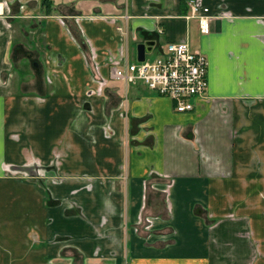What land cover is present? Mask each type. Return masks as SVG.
Listing matches in <instances>:
<instances>
[{"label": "crops", "instance_id": "obj_1", "mask_svg": "<svg viewBox=\"0 0 264 264\" xmlns=\"http://www.w3.org/2000/svg\"><path fill=\"white\" fill-rule=\"evenodd\" d=\"M67 7L0 0V264H264V0ZM149 40L207 55L194 109L111 76Z\"/></svg>", "mask_w": 264, "mask_h": 264}, {"label": "built area", "instance_id": "obj_2", "mask_svg": "<svg viewBox=\"0 0 264 264\" xmlns=\"http://www.w3.org/2000/svg\"><path fill=\"white\" fill-rule=\"evenodd\" d=\"M190 6V16L197 17L201 32L209 34L211 16L202 13L195 1H191ZM118 29L126 33L122 26ZM156 51L153 57L146 53L144 60L133 61L127 52H123L121 60L111 65V76L126 86L143 82L153 92L173 100L179 112L194 109V99L204 95L209 88L207 55L194 49L188 41H168ZM99 80L102 82L103 78Z\"/></svg>", "mask_w": 264, "mask_h": 264}, {"label": "rangeland", "instance_id": "obj_3", "mask_svg": "<svg viewBox=\"0 0 264 264\" xmlns=\"http://www.w3.org/2000/svg\"><path fill=\"white\" fill-rule=\"evenodd\" d=\"M53 2H54V8H53L54 10H56L58 12L61 11V12L69 14V13H71V11L69 10V8L67 6L75 7L76 9H79L82 6L83 7H90V5L92 6L93 3H97V0H53ZM55 3H57V4L55 5ZM55 6H56V8H55ZM18 24H20V23H18ZM31 31H34V30H31ZM33 33L34 32H32L31 34L33 35ZM30 38H32V37H28L27 40L29 41ZM156 52H157L156 50L155 51L153 50V51L147 52V55L149 57H153L156 54ZM15 65L17 66V69H19L15 73V76L17 75L16 77H18V76L20 77V75L30 76V74H28V73L25 74L26 70L24 72L25 67L31 68L30 64H15ZM161 201L164 204H166V203L168 204V201L166 202L165 197H162ZM155 221H156L155 217H152V219H149V220L147 218L146 223L144 225L148 224L149 222L154 223ZM151 227H152V225L149 227L148 231H150Z\"/></svg>", "mask_w": 264, "mask_h": 264}, {"label": "water", "instance_id": "obj_4", "mask_svg": "<svg viewBox=\"0 0 264 264\" xmlns=\"http://www.w3.org/2000/svg\"><path fill=\"white\" fill-rule=\"evenodd\" d=\"M155 41L149 40L143 43H140L137 47V56L139 60H144L147 51H151Z\"/></svg>", "mask_w": 264, "mask_h": 264}, {"label": "trees", "instance_id": "obj_5", "mask_svg": "<svg viewBox=\"0 0 264 264\" xmlns=\"http://www.w3.org/2000/svg\"><path fill=\"white\" fill-rule=\"evenodd\" d=\"M41 5L42 7L44 8L45 12L47 14H51L53 12V8H54V2L53 0H41ZM74 27H76L77 31H78V28L76 26V24L74 23ZM82 45L85 49L88 48V45H87V42L83 39L82 41Z\"/></svg>", "mask_w": 264, "mask_h": 264}]
</instances>
